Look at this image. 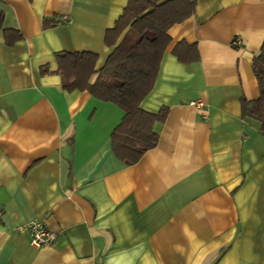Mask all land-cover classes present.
Returning a JSON list of instances; mask_svg holds the SVG:
<instances>
[{"label":"crops","instance_id":"obj_1","mask_svg":"<svg viewBox=\"0 0 264 264\" xmlns=\"http://www.w3.org/2000/svg\"><path fill=\"white\" fill-rule=\"evenodd\" d=\"M127 2L0 0V264H264V136L241 113L259 97L264 0H196L170 28L140 105L167 116L134 165L111 148L122 110L62 91L54 58L91 52L100 69ZM60 15L69 22H53ZM3 30L22 38L9 47ZM179 42L199 60L178 62ZM35 220L57 233L52 246L33 248L20 231Z\"/></svg>","mask_w":264,"mask_h":264},{"label":"trees","instance_id":"obj_2","mask_svg":"<svg viewBox=\"0 0 264 264\" xmlns=\"http://www.w3.org/2000/svg\"><path fill=\"white\" fill-rule=\"evenodd\" d=\"M195 8L196 0H128L114 27L106 31L104 42L111 53L100 69H96L98 56L91 52L54 54L62 91L87 92L94 100L122 110L110 141L114 156L126 165L136 164L158 143L153 126L165 121L167 108L153 114L140 105L154 87L160 62L171 43L170 28L192 17ZM2 22L0 12V29ZM52 26L44 22V28ZM3 34L9 47L22 38L12 30H3ZM172 54L183 64L199 60L196 46L184 42L177 43ZM40 72L51 73L46 67ZM252 73L259 97L251 102L242 99L241 113L244 118L258 121L264 136V42L252 60Z\"/></svg>","mask_w":264,"mask_h":264},{"label":"built area","instance_id":"obj_3","mask_svg":"<svg viewBox=\"0 0 264 264\" xmlns=\"http://www.w3.org/2000/svg\"><path fill=\"white\" fill-rule=\"evenodd\" d=\"M69 20L70 18L67 15H60L54 18L53 22L56 24H66ZM239 45V41H234V47H239ZM190 105L197 109H202L204 107V103L201 100L193 101ZM20 231L28 234L30 245L36 249L52 246L56 242L58 236L57 233L47 229L42 221L39 220L32 221L26 226L21 227Z\"/></svg>","mask_w":264,"mask_h":264},{"label":"rangeland","instance_id":"obj_4","mask_svg":"<svg viewBox=\"0 0 264 264\" xmlns=\"http://www.w3.org/2000/svg\"><path fill=\"white\" fill-rule=\"evenodd\" d=\"M109 53H110V52H109ZM109 53H108V54H109ZM102 64H104V63H101V66H102Z\"/></svg>","mask_w":264,"mask_h":264}]
</instances>
